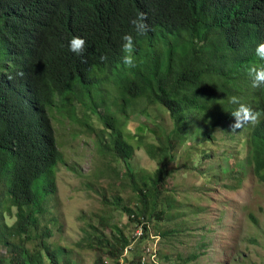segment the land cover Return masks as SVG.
<instances>
[{
  "label": "trees",
  "instance_id": "trees-1",
  "mask_svg": "<svg viewBox=\"0 0 264 264\" xmlns=\"http://www.w3.org/2000/svg\"><path fill=\"white\" fill-rule=\"evenodd\" d=\"M141 12L150 30L137 35L129 21ZM125 34L134 39L135 67L122 62ZM74 36L86 41L82 58L68 50ZM262 42L264 0H0V201L16 213L15 222L4 224L0 236L2 245L11 249L10 261L44 264L46 258L47 264H72L70 251L48 248L44 241L48 230L39 236L36 232L32 250L21 244L34 242L30 229L36 230L38 216L45 214L43 203L54 193L49 174L62 159L50 111L72 118L74 102L88 101L92 112L99 105H111L115 111L106 115L127 116L134 112L128 107L140 101L145 102L141 113L156 104L169 113L173 129L165 136L159 167L140 187L134 184L128 163L136 148L145 150L144 142L131 145L122 124L116 127V123H106V136H97V152L123 161L127 172L118 171L119 175L133 180L128 179L143 208L125 211L131 224L140 225L149 214L148 199L156 200L159 194L177 144L194 135L206 117L204 124L209 126L230 120L226 112L232 108L220 101L234 95L230 89L240 88L235 96L241 103L264 112V90L258 88L249 100L243 96L252 85L249 67L264 64L254 54ZM101 56L107 60L102 62ZM106 82L118 95L109 103L101 96L100 87ZM82 126L90 128L86 121ZM246 134L254 175L264 183V115ZM134 137L140 139L137 133ZM100 166L99 161L87 175L102 174ZM114 169L109 165V174L116 173ZM44 175L45 183L38 186ZM253 225L258 228V223ZM99 226H104L102 219ZM98 230L90 224L85 231L86 245L94 251L104 240ZM116 233L108 251L104 240L105 250L99 255L119 258L128 243L119 230ZM132 253L135 256L139 250ZM102 263L101 257L95 260Z\"/></svg>",
  "mask_w": 264,
  "mask_h": 264
},
{
  "label": "rangeland",
  "instance_id": "rangeland-1",
  "mask_svg": "<svg viewBox=\"0 0 264 264\" xmlns=\"http://www.w3.org/2000/svg\"><path fill=\"white\" fill-rule=\"evenodd\" d=\"M100 88L107 103L118 97L111 82ZM257 90L250 85L244 98L249 100ZM230 91L234 95L241 92L235 87ZM229 97L227 94L222 98L221 105L234 110L236 106L229 104ZM98 100L94 96L97 104ZM144 105L145 102H134L133 107H128L134 112L127 116L106 115L114 113L115 107L111 105H99L92 112L88 101L74 102L72 118L56 109L50 111L56 150L62 159L49 174L54 193L43 203L45 214L38 216L36 230L30 229L34 242L26 240L22 246L32 250L36 232L39 236L48 230L50 233L44 238L48 248L67 249L72 264H95L98 257L102 258V264H121L120 258L99 255L105 250L104 240L108 251L119 230L127 248L139 250L129 259L143 257L147 264H264V183L254 175L245 149L246 132L251 124L232 132L231 110L226 112L230 120L209 126L204 124L206 117L198 122L201 127L194 135L185 134L188 136L177 144L167 162L166 177L155 202L148 199V220L140 222L145 228L136 231L139 225L131 224L125 211L128 208L138 212L143 208L134 184L138 187L148 184L146 175H155L165 136L173 129L169 113L159 104L141 113ZM83 121L90 128L83 127ZM106 123H116V127L122 124L123 134L130 138L131 145L135 146V141L144 142L145 150L136 148L128 163L134 184L128 181L129 176L119 175L127 172L123 161L97 152V136L105 137L109 131ZM136 133L140 136L138 140L134 137ZM99 161L103 173L87 175ZM109 165L116 173L109 174ZM46 178L47 175L42 176L38 186ZM3 205L1 200L0 229L16 220L15 208L7 210ZM101 219L103 227L99 226ZM253 223H258V228ZM90 224L96 225L99 229L96 234L104 238L96 244L95 251L84 240ZM146 232L149 236L142 240ZM2 239L0 236V264H15V260L10 261L11 249L2 245ZM47 263L44 258V264Z\"/></svg>",
  "mask_w": 264,
  "mask_h": 264
},
{
  "label": "clouds",
  "instance_id": "clouds-1",
  "mask_svg": "<svg viewBox=\"0 0 264 264\" xmlns=\"http://www.w3.org/2000/svg\"><path fill=\"white\" fill-rule=\"evenodd\" d=\"M129 23L132 25L133 30L137 35H144L150 30L149 24L147 23V16L144 13H139L135 18L131 19ZM122 45L121 50L125 54L123 57V63L128 67H135V57L134 53V39L130 34H125L121 37ZM86 41L81 37H72L68 42V50L78 57H83L85 53ZM255 56L260 60L264 61V42L257 44L254 49ZM100 60L103 62L107 60L106 56H101ZM82 62L83 59H82ZM248 76L251 80L253 88H260L264 90V64L253 65L248 69ZM228 102L231 105H235V109L230 113L232 120L234 121L231 125V131L236 132L243 128L245 125L251 124L256 125L259 123V118L264 115V112L256 111L254 112L246 104L241 103V97L231 96L228 98ZM136 225V224H135ZM144 226V223H140L136 231L140 230ZM145 232V231H144ZM149 233H144L141 237L142 240L147 239ZM139 246V245H138ZM134 251L133 249H128L127 246L123 248V254L119 256L122 261L121 264H147L143 257L132 260V262L127 263L125 259L129 261V256H131ZM118 258V259H119Z\"/></svg>",
  "mask_w": 264,
  "mask_h": 264
}]
</instances>
